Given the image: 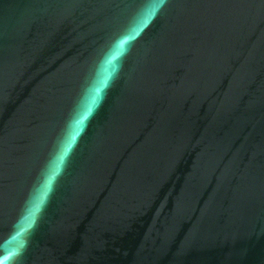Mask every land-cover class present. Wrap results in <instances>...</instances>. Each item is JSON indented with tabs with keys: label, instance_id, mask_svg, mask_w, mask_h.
I'll list each match as a JSON object with an SVG mask.
<instances>
[{
	"label": "water",
	"instance_id": "95a60500",
	"mask_svg": "<svg viewBox=\"0 0 264 264\" xmlns=\"http://www.w3.org/2000/svg\"><path fill=\"white\" fill-rule=\"evenodd\" d=\"M0 264H264V0H0Z\"/></svg>",
	"mask_w": 264,
	"mask_h": 264
}]
</instances>
